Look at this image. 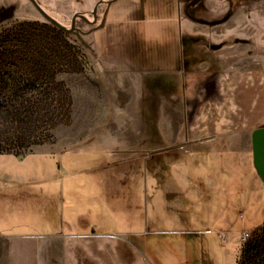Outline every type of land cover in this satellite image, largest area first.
<instances>
[{"label":"rangeland","instance_id":"374dc122","mask_svg":"<svg viewBox=\"0 0 264 264\" xmlns=\"http://www.w3.org/2000/svg\"><path fill=\"white\" fill-rule=\"evenodd\" d=\"M36 1L67 28L75 14L87 19L67 31L30 0H0V169L30 167L32 157L20 164L4 153L79 150L63 157L76 160L75 171L49 186L64 185L55 192L64 217L84 213L91 231L153 234L140 243L168 264L185 256L196 264L197 252L201 264H264V182L251 138L264 124V0H197L189 9L214 25L190 20L194 28L184 31L197 81L168 113L180 76L126 98L124 82L102 70L94 31L110 0ZM155 25L137 26L139 39L169 40L166 25ZM112 35L107 29L101 39ZM209 41L223 47H201ZM109 150L135 152L122 155L129 164H115ZM50 159L56 173L59 159ZM45 202L17 190L0 195V229H45ZM244 230L250 243L240 240Z\"/></svg>","mask_w":264,"mask_h":264},{"label":"crops","instance_id":"0c3cea01","mask_svg":"<svg viewBox=\"0 0 264 264\" xmlns=\"http://www.w3.org/2000/svg\"><path fill=\"white\" fill-rule=\"evenodd\" d=\"M183 4L184 0H112L94 31L102 35L109 29L113 33L107 41L99 35L100 40L95 41L93 47L101 54L102 70L116 74L124 82L126 98L130 91L138 87L147 89L152 80H162L165 75L180 76V87L167 93L168 100L163 106L166 113L172 112L176 101L174 97L192 95L197 81L189 68L190 57L183 38L184 31L192 30L194 26L183 13ZM144 22L155 23L158 27L166 25L170 39L142 41L136 28ZM125 82H131L130 87ZM120 126L126 127L119 120ZM77 151H40L25 156L4 153L14 155L20 164L32 158L29 168L0 169V195L17 190L25 198L45 196L47 202L41 207V215L48 225L33 233L0 229V264H168L165 258L155 254L149 244L140 243L143 237L153 234L91 231V225L81 218L84 213L79 219L71 213L73 211L63 216V208L56 200L55 192L61 194L64 185H59L58 191L49 186L51 181L59 183L62 177L75 171L71 166L76 160L71 157L64 160L63 157ZM109 152L115 154V164H129L121 157L126 152L134 154L135 150ZM54 157L59 159L56 173L53 172L54 162L50 159ZM139 157H132V162ZM20 209L18 206L17 210ZM199 254L195 255V258L198 257L196 264H201L203 253ZM178 260L182 264L191 262L187 256Z\"/></svg>","mask_w":264,"mask_h":264},{"label":"water","instance_id":"95a60500","mask_svg":"<svg viewBox=\"0 0 264 264\" xmlns=\"http://www.w3.org/2000/svg\"><path fill=\"white\" fill-rule=\"evenodd\" d=\"M34 6L49 20H51L54 24L59 26L60 28L73 31L75 29V23L77 17H81L87 19L84 14H75L72 18V24L70 28H67L63 24H61L58 20L50 16L36 0H30ZM112 0L108 1L110 3ZM97 6L94 7L92 14L96 15ZM252 138V152H253V163L256 168V171L260 178L264 181V125L257 127L251 135Z\"/></svg>","mask_w":264,"mask_h":264},{"label":"flooded vegetation","instance_id":"af4514ba","mask_svg":"<svg viewBox=\"0 0 264 264\" xmlns=\"http://www.w3.org/2000/svg\"><path fill=\"white\" fill-rule=\"evenodd\" d=\"M196 1H197V0H189V1L187 2L186 7H185V13H186L185 16L188 18L189 21L191 20V22H194V23H197V24L199 23V24H204V25H206V24L214 25V24H211V23H207L204 19H202V18H198V17H196L194 14H191V13H190L189 9H190V8H194V7L197 5ZM230 5H231V3H230ZM232 6H234V4H232ZM242 43H243V42H242ZM200 45H201L202 48L208 46L209 49L212 50V51L219 50V49H221V48L223 47V46H221L220 44H216V43L211 42V41H209V42H207V43H206V42H205V43L201 42ZM188 56H189V55H188ZM189 57H190V56H189ZM200 58H204V57H200ZM190 59H192V58H190ZM263 125H264V124H263ZM260 126H261V125H260Z\"/></svg>","mask_w":264,"mask_h":264},{"label":"built area","instance_id":"2783aa9c","mask_svg":"<svg viewBox=\"0 0 264 264\" xmlns=\"http://www.w3.org/2000/svg\"><path fill=\"white\" fill-rule=\"evenodd\" d=\"M252 237L253 235L250 231L244 230L240 235V240L242 241V243L246 244L252 239Z\"/></svg>","mask_w":264,"mask_h":264},{"label":"trees","instance_id":"16d2710c","mask_svg":"<svg viewBox=\"0 0 264 264\" xmlns=\"http://www.w3.org/2000/svg\"><path fill=\"white\" fill-rule=\"evenodd\" d=\"M252 239H253V237H252ZM248 243H250V241ZM253 250H254V248H253Z\"/></svg>","mask_w":264,"mask_h":264}]
</instances>
